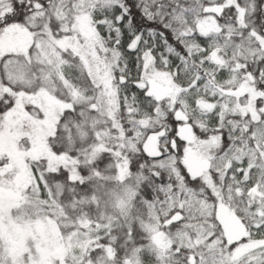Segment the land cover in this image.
I'll list each match as a JSON object with an SVG mask.
<instances>
[{
  "label": "snow or ice",
  "instance_id": "6c2138e0",
  "mask_svg": "<svg viewBox=\"0 0 264 264\" xmlns=\"http://www.w3.org/2000/svg\"><path fill=\"white\" fill-rule=\"evenodd\" d=\"M0 264H264V0H0Z\"/></svg>",
  "mask_w": 264,
  "mask_h": 264
},
{
  "label": "rangeland",
  "instance_id": "374dc122",
  "mask_svg": "<svg viewBox=\"0 0 264 264\" xmlns=\"http://www.w3.org/2000/svg\"><path fill=\"white\" fill-rule=\"evenodd\" d=\"M11 195V193H6L5 197L10 198ZM38 231H40V233L44 237L48 248L52 251L57 250V234L55 233L54 229H50L45 225H39Z\"/></svg>",
  "mask_w": 264,
  "mask_h": 264
},
{
  "label": "water",
  "instance_id": "95a60500",
  "mask_svg": "<svg viewBox=\"0 0 264 264\" xmlns=\"http://www.w3.org/2000/svg\"><path fill=\"white\" fill-rule=\"evenodd\" d=\"M226 224L229 226L233 231L238 230V226L234 224L230 219H226Z\"/></svg>",
  "mask_w": 264,
  "mask_h": 264
}]
</instances>
